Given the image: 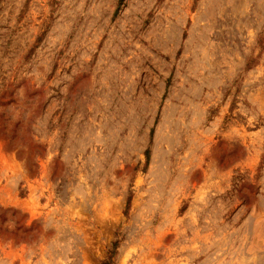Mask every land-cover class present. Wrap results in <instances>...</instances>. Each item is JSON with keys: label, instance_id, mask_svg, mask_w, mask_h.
I'll return each mask as SVG.
<instances>
[{"label": "rangeland", "instance_id": "1", "mask_svg": "<svg viewBox=\"0 0 264 264\" xmlns=\"http://www.w3.org/2000/svg\"><path fill=\"white\" fill-rule=\"evenodd\" d=\"M114 240L264 264V0H0V264Z\"/></svg>", "mask_w": 264, "mask_h": 264}, {"label": "trees", "instance_id": "2", "mask_svg": "<svg viewBox=\"0 0 264 264\" xmlns=\"http://www.w3.org/2000/svg\"><path fill=\"white\" fill-rule=\"evenodd\" d=\"M144 155H145V167H147V164L149 162V158H150V149L146 148L144 151ZM131 199V193H129L126 202H125V212L128 209L129 206V202ZM119 240H114L111 244V248L108 250L106 257L102 260L101 264H112L113 262V257L116 254V249L118 246Z\"/></svg>", "mask_w": 264, "mask_h": 264}]
</instances>
